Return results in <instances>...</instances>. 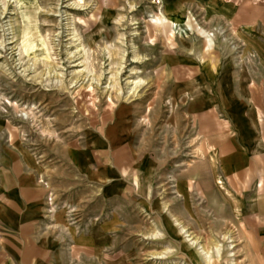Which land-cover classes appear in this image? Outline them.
Returning <instances> with one entry per match:
<instances>
[{
	"label": "rangeland",
	"instance_id": "374dc122",
	"mask_svg": "<svg viewBox=\"0 0 264 264\" xmlns=\"http://www.w3.org/2000/svg\"><path fill=\"white\" fill-rule=\"evenodd\" d=\"M172 1L0 0V160L40 167L52 264H258L264 0Z\"/></svg>",
	"mask_w": 264,
	"mask_h": 264
},
{
	"label": "crops",
	"instance_id": "0c3cea01",
	"mask_svg": "<svg viewBox=\"0 0 264 264\" xmlns=\"http://www.w3.org/2000/svg\"><path fill=\"white\" fill-rule=\"evenodd\" d=\"M210 4L213 5L214 0ZM246 14L250 15L249 12ZM257 20L264 24L260 19ZM250 96L253 100L254 95L251 93ZM257 103V124L260 129L258 139L264 143V94ZM12 154L2 156L0 160V264H52L53 247L44 242L46 190L40 167L27 152L14 150ZM247 165L261 172L264 184V160H249ZM259 190H264V187ZM254 205L259 217L264 218V196L258 197ZM252 252L256 255L254 262L264 264V233L255 240Z\"/></svg>",
	"mask_w": 264,
	"mask_h": 264
}]
</instances>
